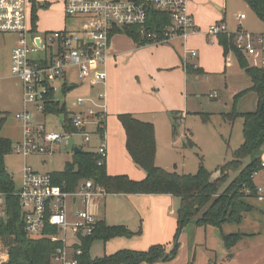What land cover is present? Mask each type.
Returning a JSON list of instances; mask_svg holds the SVG:
<instances>
[{
    "label": "built area",
    "instance_id": "2783aa9c",
    "mask_svg": "<svg viewBox=\"0 0 264 264\" xmlns=\"http://www.w3.org/2000/svg\"><path fill=\"white\" fill-rule=\"evenodd\" d=\"M62 1L65 13L83 18V25L73 31L62 28L41 35L31 24V0H0V34L16 35L22 42L12 49L10 63L11 76L19 79L22 87V109L16 113L22 132L14 145V152L25 159L53 154L61 147L71 148L73 153L75 145L82 148L83 143L91 144L97 135L100 143L94 151L107 160L106 132L103 137L98 133L99 121L105 117L106 103L104 108L97 109L91 99L78 98L76 106L80 109L70 110L74 131L64 128L62 123L61 130H52L39 116L44 119L54 116L46 114V105L53 98L62 101L64 87L68 86L70 91L73 85H103L106 91L109 61L117 58V54L111 52L113 30L138 26L144 33L148 13L152 10L170 15L163 39H157L154 34L153 44L182 40L186 67L189 59L198 56L196 49L187 46L189 37L197 30L190 0ZM246 18L244 12L237 15L239 25L236 32L229 31L227 23L220 21L209 27L207 35L217 37L222 33H235V42L241 52L246 57L256 58L254 66L264 67V33L245 31L241 22ZM74 76L76 79L72 81ZM105 91L98 93L103 102L107 100ZM75 135L81 136V145L73 142ZM261 167L264 169V161ZM16 195L29 237L48 238L57 244L48 264H80L84 240L92 236L99 220L89 212L88 206L108 195L105 188L86 180L77 190L66 191L54 184L50 173L39 172L25 164ZM6 197L7 194L0 190V219L8 217ZM257 198L264 199L262 189L258 188ZM70 203L74 206L81 203L82 209L77 208L70 214ZM53 228L55 232L48 231ZM10 260L9 248L0 243V264H9Z\"/></svg>",
    "mask_w": 264,
    "mask_h": 264
},
{
    "label": "rangeland",
    "instance_id": "374dc122",
    "mask_svg": "<svg viewBox=\"0 0 264 264\" xmlns=\"http://www.w3.org/2000/svg\"><path fill=\"white\" fill-rule=\"evenodd\" d=\"M190 1L191 10L194 11L196 28L198 27L197 34L195 37H192L190 45H192V48L197 49L198 58L202 57V60H206L211 66L210 69H217L221 64H227V73L225 74L224 71L219 72V67L218 70L212 71L213 73L211 74H205L204 72V74H202L199 72L197 74L196 83L190 81L188 89L190 108H198L201 111L211 112L210 120L204 123L199 116L195 115V113H191L187 125L192 128L194 139L190 135V132L188 136L192 138L197 145L195 147H186L185 143H187L188 138L184 137L180 140V144L174 148V153L167 152L164 156L160 155L157 163L161 165L160 167L171 172L194 174L198 171L201 161L200 156H202L205 167L216 174L220 166L233 159V151L244 141V118L238 117L234 122H229L223 119L221 113L231 111L234 103V96L241 92H235L236 89L243 86L248 87L252 82L250 76L241 69L233 53L227 55V62H225L222 56V47L218 43L217 37L207 35V31L212 24L220 21L224 18V15H226L228 30L236 32L239 25L237 15L240 12H244L247 15V18L243 19L241 22L243 29L247 32L257 34L264 33V23L243 0ZM40 4L43 5L44 0H41ZM38 15L37 31L41 35L46 33V31L62 28L73 31L79 29L80 26L83 25V18L68 16L65 13L62 0H52L47 7L39 6ZM17 39L18 37L16 35L0 36V76L7 75V72L9 74L8 63L10 53L17 44L22 43ZM209 39L215 40L216 44L212 46ZM111 43V46L113 47L114 45L120 52L126 50L121 52L120 56L117 57V61L119 59L120 62V71L118 73L120 78L117 88L123 90V92H121V95L115 97L116 99H122L121 104H125L126 107L136 103L146 104L148 101H144L142 98H152V94L155 92L161 93V90L164 92L162 86L167 85L164 81L168 78L163 73V70H158V67L166 61H172L173 58L178 56V52L182 54L183 50L180 42L175 40L166 44L145 45L137 49L136 44H134L135 42L124 33L113 36ZM132 45H135V50H130L132 49ZM198 58H194V60L197 61ZM247 58L251 65L255 64L256 58ZM176 69L177 67L174 68V71ZM191 78L194 79L195 77ZM74 79H76L75 76ZM17 81H19V79L16 77H10L5 82L0 81V118L3 116L6 117L2 135L10 138L14 144L21 138L22 132L21 124L16 118L20 100L22 102V87L19 88ZM102 89L103 85L94 89H91L88 85H80L71 89L66 97L65 95L61 96L62 102L66 103L68 110L74 111L80 109L76 106V100L78 98L91 99L97 104L95 108H104L106 103L108 110L112 112L113 108H109V104H112V101L109 102V96L104 102L99 98L98 93L102 91ZM210 93H212L213 97H211ZM14 96L17 97V100H15ZM257 101V95L254 92H248L239 99L237 106L240 111H256L258 107ZM114 102H116V100ZM10 103V108H4L8 107L7 104ZM178 103L179 98L175 99L176 106ZM178 116L181 117L180 115ZM39 117L50 129L61 130L63 118L61 115L48 116L46 119L42 116ZM145 117L148 118V115L141 116V119H146ZM169 118L171 119V123H173V116L171 114ZM107 119L111 130L116 132L117 124L119 123V126H121L118 116L108 114ZM186 127L188 126L181 122L177 129L180 133L184 134V130L187 129ZM74 141L82 144L81 136L75 135ZM96 143V137H94L93 142H91V144H84L83 148L88 150L89 148L95 147ZM72 156L71 148L65 147H61V150L53 154L29 156L26 159L13 151L11 154L5 156V163L18 188L21 184L22 171L25 164L32 165L35 170L42 173L62 171L66 162L71 160ZM260 156L264 159V145H262L260 149ZM251 160L252 157L246 158L244 160V165ZM107 168L109 171L115 172L119 171V169H123L124 166L117 156L111 158L108 154ZM238 173L239 171L230 172L228 181L223 186V189L238 176ZM254 181L257 187L264 191V169L256 173ZM114 195L115 194H110L106 196V198H102L98 204H90L88 206L89 212L98 219H101L100 216L103 215L102 210L104 211L105 205L107 219L109 221H118L117 215L120 214V208L117 197H114ZM249 201L253 205V209L244 214V219L241 223H227L222 230L211 224L198 226L195 222H191L184 226L180 232L178 240V242H180L179 246L176 245V243H178L176 241L177 238L172 244L173 248H178L177 254L185 255L189 253V256L192 258L194 257L198 262L204 263L208 261L206 264H217L214 262V259L207 260L206 258L208 251L204 248V243L206 244V241H208L212 243L214 245L213 247L217 250L216 260L218 262H223L224 259L226 260L229 258L228 255L230 251L223 242L221 232L234 233L239 231L249 234L244 235L238 242V244L242 242L241 244H244L246 247L243 254H241L243 259H237L238 263H236V261L233 263L264 264V199L259 200L258 198H251ZM77 208L82 209V204L78 203L77 206H74L70 203L69 213L72 214ZM140 229L142 228L140 227L138 230ZM184 240L188 245H181ZM114 244V239L106 243L101 240H96L91 245L90 253L92 256H104L107 252L113 250V247H115ZM195 244L198 245L195 247ZM163 245L167 247L166 244L163 243ZM215 255L216 253H214L213 257H215Z\"/></svg>",
    "mask_w": 264,
    "mask_h": 264
},
{
    "label": "trees",
    "instance_id": "16d2710c",
    "mask_svg": "<svg viewBox=\"0 0 264 264\" xmlns=\"http://www.w3.org/2000/svg\"><path fill=\"white\" fill-rule=\"evenodd\" d=\"M31 0L33 30L37 29L39 6L47 7L52 0ZM257 14L264 23V0H243ZM221 21H225L222 19ZM170 24V15L166 12L152 10L148 13L145 32L138 26L116 27L113 36L124 33L130 37L138 47L153 44L154 37L163 39L164 31ZM223 47L224 56L232 52L241 69L250 76L252 86L234 96L231 111L221 113L223 119L234 122L243 117V143L233 151V159L220 166L221 176L212 178V171L208 170L203 157L196 173L180 174L171 172L156 164L157 142L155 125L151 121H144L132 112H121L117 116L126 133V148L137 167L144 170V179L135 180L127 174L112 175L108 172L107 160L95 151L82 149L74 153L67 161L62 171H53L51 176L54 184L60 185L66 191L77 190L86 180H92L96 185L105 188L108 194H171L180 199L177 211L178 230L176 238L182 228L191 222L198 226L211 224L223 229L229 223H241L244 214L252 211L253 205L249 199L257 198L258 187L254 181L255 174L262 169L260 149L264 145V67L251 65L248 58L236 45V34L222 33L217 36ZM199 73L193 66H187V73ZM78 85H73L76 88ZM68 86L63 94H68ZM248 92H255L258 98L256 111L244 112L238 109L239 99ZM53 96V95H52ZM46 114L61 115L62 125L69 131L76 130L71 124V111L66 103L51 99L46 105ZM173 116V135L177 134V127L182 122V112L171 111ZM180 115L181 117H179ZM204 123L209 122L211 112H199ZM6 117L0 118V190L7 194V219H0V243L8 247L11 252L9 264H48L57 244L48 238L32 239L25 230L19 198L16 195L17 186L12 174L8 171L5 156L14 151L13 141L2 135ZM107 128L106 116L99 121L98 133L103 137ZM196 142L188 137L186 147H195ZM252 160L244 165V160ZM232 171H239L238 176L223 189ZM55 232V229L48 230ZM142 230L132 231L125 225H110L105 219H99L92 236L84 240V252L80 257V264H142L157 261H169L175 258L178 248L170 251L163 244H153L144 250L122 248L114 253L101 257H93L90 248L93 242L101 240L104 243L118 237H133L141 234ZM227 249H231L246 235L243 232H221ZM179 246V243L176 244ZM194 264V263H191Z\"/></svg>",
    "mask_w": 264,
    "mask_h": 264
},
{
    "label": "crops",
    "instance_id": "0c3cea01",
    "mask_svg": "<svg viewBox=\"0 0 264 264\" xmlns=\"http://www.w3.org/2000/svg\"><path fill=\"white\" fill-rule=\"evenodd\" d=\"M190 10H191V1H190ZM191 12L194 15V11L191 10ZM223 19H225V22L227 23L226 15H224ZM220 21H217V22H220ZM197 31H198V27H197L196 32L193 33L188 39L187 46L190 49H195V48H192V45H190V41L192 37L196 36ZM1 35L3 34H0V36ZM3 36L5 37L8 35L5 34ZM175 41L180 42L182 49H183V50L181 49L182 54H180L176 50L178 52V56H176V58H173L172 61H166L160 64V66L158 67V70L164 71L163 73L168 78L164 81V83H166L167 85L162 86L164 89L163 90L164 92H162V90L160 89L161 93L155 92L154 94H152L153 95L152 98L150 97L142 98L144 101H148L146 104L136 103L134 105H131L132 107L131 106L126 107L125 104H121L122 99L115 98L116 96L121 95L122 94L121 92H123V90L121 89L119 90L117 88V84L120 78L118 74L120 71V67H119L120 62H119V59L117 61V58L110 59L109 61L108 85L106 87V91L104 87L102 91H99V92H103V91L106 92V96L107 97L109 96V102L112 101V104H109V108L110 107L113 108L112 112H110L108 108H106L107 110V112L105 113L106 120H107L106 143H107V148H108V154L111 156V158L117 156V158L123 163V166H124V168L119 169V171L111 172L108 170V172L112 175L127 174V175H130L132 179L141 180L145 178L146 173L144 170L140 169L139 167L135 165V163L133 162V160L131 159L127 151L126 133H125V130L122 124L121 126H119V123H118L116 126L117 131L113 132L108 123V119H107L108 114L117 116L121 112H132L139 119H141V116L148 115V118L145 117L146 119H141V120L151 121L155 125L156 142H157L156 164H158L157 162H158L160 155L164 156L167 152L174 153V150H175L174 148H176V146L180 144V140L182 138L189 137L188 136L189 132L191 133L189 134L194 139V132L192 131V128H190L189 125H187L188 118L191 115V113H195V115L200 117L199 112H202V111L198 108L197 109L190 108L188 89H189L190 81H192V83H196L198 72L196 74L194 72L191 74L187 73L188 65L185 67L184 43L182 40H175ZM209 41L212 44V46L216 44L215 40L212 42L209 39ZM136 48L138 49L137 45H136ZM136 48H135V45H132V49L130 50H135ZM123 51H126V50H122L121 52ZM111 52L117 54V57L120 56L121 54V52L118 51L114 45L113 47L111 46ZM222 56L225 59V62H227L226 61L227 57L224 56L223 47H222ZM196 58H198V56ZM195 61L196 60L194 59H189L188 60L189 66L191 65L195 69L200 70L202 74L204 73L211 74L213 73L212 71L218 70L219 67H220L219 72L224 71L225 74L227 73L226 71L227 64L226 65L221 64V66H218L217 69H210L211 66L207 63L206 60H202V57L198 58L196 62ZM10 63H11V53H10V58H9V63H8L9 64V74L7 72V75L0 76V81L5 82L10 77H12L10 73ZM176 67L177 69L174 71V68ZM191 77L193 78L195 77V78L192 79ZM74 80L75 79L72 78V81ZM17 83L19 85V88H21L20 81H17ZM252 84L253 83H251L250 86L248 87H245V86L238 87V89H236L235 92L243 91V89L244 90L248 89L252 86ZM85 85H88L89 87H91L89 84H85ZM96 87L95 86L91 87V89H94ZM21 95H22V88H21ZM210 95L211 97H213L212 93H210ZM14 97H15V100H17V97L16 96ZM177 98H179V103L176 106L175 99ZM115 100L116 102H114ZM10 105L11 103L7 104L8 107H4V108H10ZM115 106H118V107H115ZM257 106H258V101H257ZM21 109H22V102L20 100V106L19 108H17V111ZM175 110H179L182 112V116H183L182 124L184 123L186 126H188L186 127L188 130L187 129L184 130V134L180 133L177 129L176 136L173 135V123H171V119L169 118L170 112L175 111ZM223 113H227V112H223ZM94 137H96L97 143L95 147L89 148L90 149V150L88 149L89 151L96 150L97 146L100 143L99 136L95 135ZM94 137L92 138V142L94 140ZM18 140H20V138ZM73 142H75L74 139H73ZM75 144L81 145L80 143H77V142H75ZM82 145H84V143ZM76 146L77 145H75V147ZM81 149H84L83 146ZM107 158H108V155H107ZM262 161H264V159H262ZM158 165L161 166L160 164ZM114 197H117V201H118L119 208H120V214L117 215L118 221H109L107 219V211H106L105 205H104V211L102 210L103 215L100 216L101 219H105L106 222L110 225H125L129 229L136 231V232L141 227L142 233L135 235L133 237H130V238L128 237L115 238L114 239L115 247H113V250L111 252H107L106 254L114 253L115 251L122 249V248L144 250V249L149 248L153 244H163V243L167 245L168 251L173 249L172 244H173V241L176 239V234L178 230L177 211L180 206V199L178 197L171 195V194H115ZM98 203H100V200L96 202V204ZM245 234L247 235L249 233H245ZM238 242L231 249H228L230 251L228 255L229 258L226 260L224 259L223 262H218L216 260L217 250L213 247L214 245L212 243L206 241V244L204 243V246H205L204 248L208 251V254L206 255L207 260L214 259V262L217 264H234L235 261L236 263H238L237 259H243L241 257V254H243L244 250L246 249L245 245L241 244L242 242H240L239 244ZM178 243L180 244V242ZM181 245L186 246L188 244L184 240ZM196 245L198 244H195V247ZM214 253H216L215 257H213ZM93 257H101V256H93ZM191 263L206 264L208 263V261L204 263L198 262L196 259H194V257L192 258L191 256H189V253H187L185 255L177 254L174 259L169 260V261L160 260L155 263L144 262L142 264H191Z\"/></svg>",
    "mask_w": 264,
    "mask_h": 264
},
{
    "label": "water",
    "instance_id": "95a60500",
    "mask_svg": "<svg viewBox=\"0 0 264 264\" xmlns=\"http://www.w3.org/2000/svg\"><path fill=\"white\" fill-rule=\"evenodd\" d=\"M69 89L71 90L72 89V86ZM80 152H82V149L80 147L76 146L74 148V153H80ZM220 176H221V171L220 170H217L216 174H214V173L212 174V178L213 179H218ZM179 237H180V234L177 237V240H176L177 242L179 240Z\"/></svg>",
    "mask_w": 264,
    "mask_h": 264
}]
</instances>
